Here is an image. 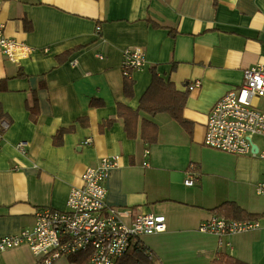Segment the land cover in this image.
<instances>
[{
    "label": "crops",
    "instance_id": "crops-1",
    "mask_svg": "<svg viewBox=\"0 0 264 264\" xmlns=\"http://www.w3.org/2000/svg\"><path fill=\"white\" fill-rule=\"evenodd\" d=\"M0 23L7 36L34 48L19 62L0 52V105L11 120L1 122L0 236L32 227L39 209H64L83 170L116 155L106 204L127 211L126 224L139 214L165 216L164 231L135 239L153 264H215L221 255L264 264V196L255 192L264 158L203 144L214 103L241 85L245 68L264 66V0H0ZM129 47L145 54V66L131 75V97L121 72ZM152 70L187 94L182 117L190 131L168 113L140 110L138 132L143 119L158 127L156 141L147 143L127 136L117 105L136 110ZM34 98L39 114L31 122L27 105ZM70 126L54 145L57 131ZM253 141L264 149V139ZM191 165L197 180L187 186ZM224 202L254 214L259 227L224 236L221 244L199 231ZM71 258L52 264H78ZM0 264L41 263L22 244L1 250Z\"/></svg>",
    "mask_w": 264,
    "mask_h": 264
},
{
    "label": "built area",
    "instance_id": "built-area-1",
    "mask_svg": "<svg viewBox=\"0 0 264 264\" xmlns=\"http://www.w3.org/2000/svg\"><path fill=\"white\" fill-rule=\"evenodd\" d=\"M33 51L32 46L7 36L0 23V52L10 61L19 62L30 57ZM144 66L145 54L141 48L124 49L123 77H130ZM199 85L197 79L188 88L191 90ZM255 136L264 139V66L260 64L245 68L241 85L228 90L211 107L203 144L230 154L264 158V149L260 150L253 141ZM90 141L86 139L85 142ZM251 143L256 151L251 149ZM25 146V141L17 143L22 153L26 151ZM117 159L116 155L102 157L95 166H87L81 173L82 184L70 188L64 209H39L32 227L0 236V251L25 244L41 264H52L56 259L79 253L87 255V264H116L118 258L129 251L133 240L164 231V215L139 214L126 224L122 217L128 212L106 204L105 179ZM192 170L191 165L184 179L187 186L194 185L197 180ZM255 192L264 196V178L255 184ZM258 227V220L228 219L215 212L201 222L198 229L217 235L221 244L224 236Z\"/></svg>",
    "mask_w": 264,
    "mask_h": 264
},
{
    "label": "trees",
    "instance_id": "trees-1",
    "mask_svg": "<svg viewBox=\"0 0 264 264\" xmlns=\"http://www.w3.org/2000/svg\"><path fill=\"white\" fill-rule=\"evenodd\" d=\"M70 51L66 52L69 54ZM65 54V53H64ZM63 54V55H64ZM60 58V57H59ZM133 81L130 77H124L123 79V92L125 96L131 97L133 95ZM0 90H5L3 83L0 84ZM187 98L186 93L179 92L175 89L173 84L169 81H164L157 73L152 70V80L149 87L143 93L139 100V105L136 110L129 108L128 106L119 103L117 105V115L123 119L124 128L129 138H135L139 136L147 143H153L157 139L158 127L157 125L148 120L143 119L140 124V130L137 131V119L139 111H144L148 114H156L160 112L168 113L180 126L185 130L190 131V124L182 117V110ZM29 111V119L31 122H35L39 114V108L34 98L32 106L27 105ZM6 120L8 123L11 120L3 112L0 105V140L3 133V127L1 122ZM111 120L105 121L103 126H108ZM73 127L61 128L53 137V144L59 145L62 143V136L64 133L71 132ZM217 213L224 215L230 219H255L256 216L252 213H248L246 210L238 206L233 202H224L214 209ZM145 247L141 245L137 240H134L128 252L118 258L116 264H153L152 260L144 253ZM74 263L87 264L88 257L86 254H76L71 256ZM215 264H246L231 256L221 255L214 260Z\"/></svg>",
    "mask_w": 264,
    "mask_h": 264
},
{
    "label": "water",
    "instance_id": "water-1",
    "mask_svg": "<svg viewBox=\"0 0 264 264\" xmlns=\"http://www.w3.org/2000/svg\"><path fill=\"white\" fill-rule=\"evenodd\" d=\"M251 149H253L254 151L257 150L256 146L253 143H251Z\"/></svg>",
    "mask_w": 264,
    "mask_h": 264
},
{
    "label": "rangeland",
    "instance_id": "rangeland-1",
    "mask_svg": "<svg viewBox=\"0 0 264 264\" xmlns=\"http://www.w3.org/2000/svg\"><path fill=\"white\" fill-rule=\"evenodd\" d=\"M254 138H255V139H256V138H261V139H263L262 137H258V136H255Z\"/></svg>",
    "mask_w": 264,
    "mask_h": 264
}]
</instances>
